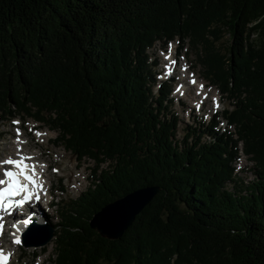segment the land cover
<instances>
[{
	"label": "trees",
	"instance_id": "obj_1",
	"mask_svg": "<svg viewBox=\"0 0 264 264\" xmlns=\"http://www.w3.org/2000/svg\"><path fill=\"white\" fill-rule=\"evenodd\" d=\"M172 40L233 107L181 141L147 55ZM16 118L95 163L87 191L46 222L48 264H264V0H0V124ZM239 146L250 181L234 173ZM149 186L158 194L119 239L89 227Z\"/></svg>",
	"mask_w": 264,
	"mask_h": 264
},
{
	"label": "rangeland",
	"instance_id": "obj_2",
	"mask_svg": "<svg viewBox=\"0 0 264 264\" xmlns=\"http://www.w3.org/2000/svg\"><path fill=\"white\" fill-rule=\"evenodd\" d=\"M228 36L216 42L217 48L224 51ZM147 55L153 62V72L158 83L168 82L171 86V93L168 99L171 101V111L179 120L176 132L177 141H181L187 134L189 128H196L198 124H207L212 116L222 113L225 109L233 107L222 95L216 86L205 79L203 68L196 58V52L192 50L187 41L183 46L176 40H172L165 46L156 42L148 51ZM176 69H172L173 67ZM190 80L194 81L189 86ZM157 84V83H156ZM154 86L156 93L157 85ZM183 85L184 91L181 86ZM182 95V96H181ZM215 100V104L213 101ZM18 121V123H13ZM218 129L220 132L228 129L233 132L225 120L218 118ZM17 129L20 135L17 136ZM39 132L40 135H36ZM57 133L32 120L12 119L0 124V161L19 156L31 157L41 168L48 167L47 172L40 178L41 185L52 186V195L45 196V199L32 208L42 211L44 220L56 225L59 222V211L62 207H68L71 200L78 198L85 193L93 178L92 170L95 163L83 160L78 162L63 146L54 142ZM19 141V142H18ZM19 149V152L17 151ZM38 155V156H37ZM234 162V173L243 181L252 179V163L242 154ZM105 164L102 168H106ZM0 166V177H1ZM57 169V171H53ZM46 189V188H45ZM47 193V192H45ZM51 202L48 206V203ZM2 245L0 252L8 255L7 264H48L54 251V238L44 247H27L23 245L13 246L10 237L6 236L0 241Z\"/></svg>",
	"mask_w": 264,
	"mask_h": 264
},
{
	"label": "water",
	"instance_id": "obj_3",
	"mask_svg": "<svg viewBox=\"0 0 264 264\" xmlns=\"http://www.w3.org/2000/svg\"><path fill=\"white\" fill-rule=\"evenodd\" d=\"M159 192V188L149 186L135 190L128 195L110 202L101 210L96 212L89 224L92 230L110 241L119 239L124 231L132 225L135 217L141 212L147 204ZM54 237V229L50 225L39 226L34 223L22 236L23 246L27 247H44Z\"/></svg>",
	"mask_w": 264,
	"mask_h": 264
},
{
	"label": "snow or ice",
	"instance_id": "obj_4",
	"mask_svg": "<svg viewBox=\"0 0 264 264\" xmlns=\"http://www.w3.org/2000/svg\"><path fill=\"white\" fill-rule=\"evenodd\" d=\"M215 104V100L213 101ZM13 123H18L14 121ZM20 135L19 129H17V136ZM36 135H40L39 132ZM19 142V141H18ZM19 152V149L17 150ZM32 159L31 157L19 156L18 159H13L8 157L5 160L0 161V166L8 165L10 169L14 170H3L2 176L3 179H0V185L6 184L7 187L0 189V208L7 210L11 205L7 202V198L10 196H15L20 193L24 194V201H27L31 198L32 193L29 191V186L32 189H36L39 185L35 177V166H29L27 161ZM57 171V169H53ZM19 203V202H18ZM18 206V205H17ZM25 224L28 221H24ZM15 243H18V240H14ZM6 257L0 255V261H5Z\"/></svg>",
	"mask_w": 264,
	"mask_h": 264
},
{
	"label": "bare ground",
	"instance_id": "obj_5",
	"mask_svg": "<svg viewBox=\"0 0 264 264\" xmlns=\"http://www.w3.org/2000/svg\"><path fill=\"white\" fill-rule=\"evenodd\" d=\"M182 91H184V89H183V87H182ZM182 96V95H181ZM38 156V155H37ZM39 165V164H38ZM33 166V165H32ZM35 166V165H34ZM40 166V165H39ZM31 167V166H30ZM47 170H48V167L46 168V170H45V168H36L35 167V177H36V179H37V177H39V178H43L44 176H42V175H44L46 172H47ZM45 178V177H44ZM38 180V179H37ZM37 184L39 185L36 189H33V192H36V193H39V191L41 190L42 191V193H45V192H48V194L49 195H52L53 193H52V186L50 185L49 187H48V189H47V187H45V185H41V182H38L37 181ZM46 188V189H45ZM29 189H32L31 188V186H29ZM40 195H41V193H40ZM51 203V202H50ZM39 212L41 213V214H43L42 213V211H37L36 213H31L32 214V217L34 216V217H36L37 219H39L40 221H43L44 220V215L42 216V215H39ZM44 222V221H43ZM20 231H21V229L20 230H17V232L18 233H20ZM7 262L8 261H6V263L5 264H7Z\"/></svg>",
	"mask_w": 264,
	"mask_h": 264
}]
</instances>
